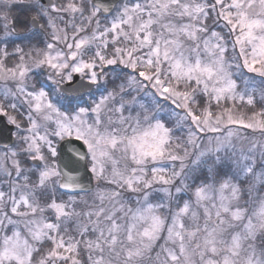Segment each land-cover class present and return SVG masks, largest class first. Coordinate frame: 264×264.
<instances>
[{"label":"snow or ice","instance_id":"obj_1","mask_svg":"<svg viewBox=\"0 0 264 264\" xmlns=\"http://www.w3.org/2000/svg\"><path fill=\"white\" fill-rule=\"evenodd\" d=\"M0 264H264V0H0Z\"/></svg>","mask_w":264,"mask_h":264}]
</instances>
